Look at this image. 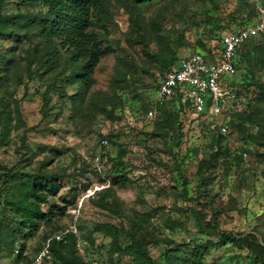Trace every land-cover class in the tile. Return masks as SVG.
Returning a JSON list of instances; mask_svg holds the SVG:
<instances>
[{"label":"rangeland","instance_id":"1","mask_svg":"<svg viewBox=\"0 0 264 264\" xmlns=\"http://www.w3.org/2000/svg\"><path fill=\"white\" fill-rule=\"evenodd\" d=\"M127 1V8L111 4L108 16L91 27L106 37L109 50L88 88L73 80L76 64L58 44V57L49 52L42 57L58 62L46 69L35 54V47L44 46L35 31L25 39L24 30L10 25V34L0 37V53L11 59L0 72V163L13 173L6 178L0 169V264L12 261L21 244L23 254L32 256L45 235L67 231L88 264H132L94 230L97 222L128 227L141 221L135 232L146 244L150 264H193V244L217 239V230L264 235V34L246 47L235 76L237 100L221 114L196 116L175 107L162 112L156 99L163 58L175 54L181 60L196 51L209 55L219 33L234 27L232 17L256 23L254 10H264V0ZM39 8L2 0L0 13ZM134 12L138 31L129 19ZM51 83L55 87L48 89ZM235 110L253 113L257 124L240 125L233 120ZM229 120L233 124L221 133L219 125ZM121 149L117 165L110 157ZM239 154L242 161L228 168ZM110 171L123 174L125 184H112ZM35 173L55 174L59 183L36 204L23 195ZM101 194L117 200L118 215L98 205ZM35 207L54 212L47 220L36 219L32 228L19 225L14 235L7 230L10 216ZM198 218L215 222L204 228ZM238 251L245 253L221 242L203 258L211 262Z\"/></svg>","mask_w":264,"mask_h":264},{"label":"trees","instance_id":"2","mask_svg":"<svg viewBox=\"0 0 264 264\" xmlns=\"http://www.w3.org/2000/svg\"><path fill=\"white\" fill-rule=\"evenodd\" d=\"M23 4H33L38 5L40 8L31 12L26 10L24 13H0V37L3 35L10 34V25L20 30H24V38L30 39L32 35L29 33L35 31V33L44 42V46L39 50L35 47V54L39 56L40 62L46 64V69L53 68L58 64L56 58L53 61H48V59L42 60L43 55L46 53H56L55 57H58L59 50L55 46L58 44L67 53V60L71 63L76 64V70L72 74L73 80L78 81L84 88H88L93 82V73L95 67L99 63L102 55L108 49V46L104 42L106 37H100L99 33L94 32L91 27L94 26L95 21H101L104 17L108 16L110 13L111 4L117 3L120 6L127 8L130 2L127 0H20ZM151 0H135L139 4L144 2H149ZM2 0H0L1 8ZM264 10L260 7H256L254 14L260 19ZM232 21L234 22V27L231 29H226L219 33L217 37V43L215 45V51L208 49L209 55L204 54L201 51H196L203 55L206 61H214L216 59V54L221 49L220 36L225 32L236 31L248 24H241L236 22V18L233 16ZM129 19L132 26L136 31L139 30L137 14L130 13ZM216 25H220L218 18L211 17ZM253 24V23H251ZM209 26V22L206 23ZM250 25V24H249ZM264 34V31H260L256 35L246 39L239 49L237 50L235 57V67L236 73L232 79L228 81V85L231 86L238 97V87L239 83L236 81L235 76L239 70L240 62L246 58L247 51L246 47L250 45L253 41H256L260 34ZM261 40V39H260ZM255 50V47H253ZM260 48L264 49L263 45ZM10 58L0 53V72L6 68L10 63ZM180 59L173 54L169 55L167 58L162 59V65L166 69L161 73L178 66ZM1 76V75H0ZM162 77V76H161ZM160 81V80H159ZM157 83V86L159 84ZM55 83L48 85V89L54 88ZM237 100V98H236ZM235 100V101H236ZM176 108L177 111H184L186 109L191 110L188 106L180 103L178 96L173 95L162 101L159 109L163 112L167 111V108ZM175 110V112H177ZM194 115L196 114L191 110ZM233 120L238 121L240 125L248 127L251 124H257V117L251 112L235 110L233 113ZM228 123L233 124V121L229 120L226 123H221L225 125L227 130L225 132H220L225 134L228 131ZM3 134H0V143L3 140ZM179 141V140H178ZM125 150L121 149L116 157H110L113 163L117 165L122 164V158ZM243 154V151L240 152ZM241 154L234 156L230 159L227 167L231 164L239 163L242 161ZM0 169L3 170L6 178L12 176V170L7 168L5 165L0 163ZM107 178L112 182V184L123 185L126 182V177L123 174H119L110 171L106 174ZM55 174L47 175L46 173H35L30 176L29 189H24L23 195L25 199H30L31 203L34 202H44L48 195L56 192L58 188L57 181H54ZM11 196L13 195L10 194ZM7 202H12L8 200ZM98 205L112 213L118 215V202L115 198L110 196H104L101 194ZM211 207L212 213L215 209ZM18 208V206H16ZM57 209H64L63 207H57ZM54 211L50 209L47 212L41 211L38 207L23 210L21 213H17L18 216L14 215L9 217L10 224L8 226V231L13 235L18 231V226H24L28 228L34 227V221L47 220L48 216L52 215ZM198 224L202 227L209 226L215 221H205L200 220ZM141 221H132L128 227L122 224L113 222H97L95 224L94 230L101 236L107 238L111 244L114 252L118 254H123L130 256L132 264H150L152 262L150 256L147 253L146 244L141 241L136 235V228L139 227ZM166 225L170 229H175V225L172 221H165ZM216 229V224L213 225ZM178 228V227H177ZM217 239L206 238L201 242L194 243L190 249V255L194 258L193 264H264V235L254 232H238V231H226L217 230ZM70 236L72 232L67 231L65 233V241H58L54 238V235L48 237L45 235L44 239H49V249L52 254L51 264H88L81 255L77 252L75 243L70 241ZM221 242H229L235 249L245 250V253L240 251L233 252L228 255L221 256L218 260H213L211 262H205L203 258L204 252L214 245ZM40 248V247H39ZM38 248V249H39ZM37 249V250H38ZM25 247L23 244L20 245L15 257L8 264H15L19 261H26L30 256L23 254Z\"/></svg>","mask_w":264,"mask_h":264},{"label":"built area","instance_id":"3","mask_svg":"<svg viewBox=\"0 0 264 264\" xmlns=\"http://www.w3.org/2000/svg\"><path fill=\"white\" fill-rule=\"evenodd\" d=\"M260 31H264V13L256 23L221 34V49L214 61H206L198 52L183 57L178 66L163 73L157 86V102L162 103L163 100L177 95L180 103L196 114L205 112L206 105L207 113L213 116L221 114L224 108L232 107L237 95L228 85V81L236 73L234 61L237 50L246 39ZM220 129L225 132L227 127L221 125ZM65 233H58L54 238L65 241ZM49 239L28 260L15 264H51Z\"/></svg>","mask_w":264,"mask_h":264}]
</instances>
